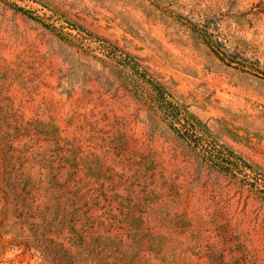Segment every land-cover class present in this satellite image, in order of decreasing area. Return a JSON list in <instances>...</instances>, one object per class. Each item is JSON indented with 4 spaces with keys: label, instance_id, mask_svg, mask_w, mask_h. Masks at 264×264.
<instances>
[{
    "label": "rangeland",
    "instance_id": "rangeland-1",
    "mask_svg": "<svg viewBox=\"0 0 264 264\" xmlns=\"http://www.w3.org/2000/svg\"><path fill=\"white\" fill-rule=\"evenodd\" d=\"M0 264H264V0H0Z\"/></svg>",
    "mask_w": 264,
    "mask_h": 264
},
{
    "label": "trees",
    "instance_id": "trees-1",
    "mask_svg": "<svg viewBox=\"0 0 264 264\" xmlns=\"http://www.w3.org/2000/svg\"><path fill=\"white\" fill-rule=\"evenodd\" d=\"M203 37H204V39H205V41H206V40H207V39H206V36H203ZM217 55H218V54H217ZM219 57H221V58H223V59L225 58V56H219ZM228 62H229V63H234L233 60H228ZM222 157H224L223 154H222ZM221 161H222V163H224V164L227 163L226 158H222Z\"/></svg>",
    "mask_w": 264,
    "mask_h": 264
}]
</instances>
